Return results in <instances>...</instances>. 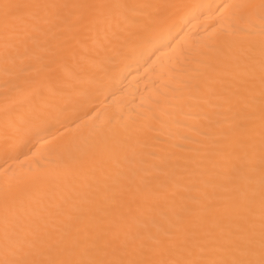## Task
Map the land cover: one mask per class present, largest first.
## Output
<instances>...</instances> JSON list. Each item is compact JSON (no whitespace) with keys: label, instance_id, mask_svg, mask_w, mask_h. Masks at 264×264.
<instances>
[{"label":"bare ground","instance_id":"obj_1","mask_svg":"<svg viewBox=\"0 0 264 264\" xmlns=\"http://www.w3.org/2000/svg\"><path fill=\"white\" fill-rule=\"evenodd\" d=\"M9 2L65 7L0 31V260L33 239L183 259L170 240L207 229L259 260L261 0Z\"/></svg>","mask_w":264,"mask_h":264},{"label":"snow or ice","instance_id":"obj_2","mask_svg":"<svg viewBox=\"0 0 264 264\" xmlns=\"http://www.w3.org/2000/svg\"><path fill=\"white\" fill-rule=\"evenodd\" d=\"M65 7L57 4H41V3H21V2H5L0 3V31L5 35V38L20 35L28 28L30 20L40 11H47L50 9H58ZM73 8H87L91 9L97 14L105 5H72ZM259 8L262 12V19H264V0H261ZM261 126H260V152H261V175L262 182H264V40H262L261 52ZM242 120H234L230 123L231 128H238L241 134L233 138L229 145L230 151L237 149H246L251 145L246 144L245 138L249 136L248 130L243 128ZM201 235L203 240L198 238V233L193 230L181 233L177 238L170 240L168 251H183L185 258L183 259H168L159 261H142L138 259H115L105 258L107 256V249L111 241L103 240L102 243H93L90 253L88 246L79 248L77 246L79 241H73L72 248L65 250L63 242L60 240L46 241L41 239H33L27 242L25 251L20 258L0 260V264H264V187L261 192V252L260 259H244L233 256L229 259L218 258L216 255L218 249L224 248L230 250L234 245V241L230 238L218 236L213 233L211 229L205 230ZM55 247L57 253L47 259L40 258V251L43 247ZM89 255L88 259L75 258L76 256Z\"/></svg>","mask_w":264,"mask_h":264}]
</instances>
